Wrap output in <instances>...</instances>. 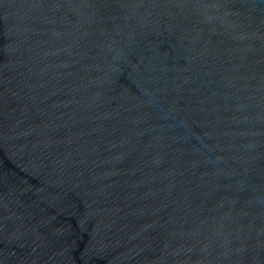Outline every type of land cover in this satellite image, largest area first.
<instances>
[{"label": "water", "instance_id": "water-1", "mask_svg": "<svg viewBox=\"0 0 264 264\" xmlns=\"http://www.w3.org/2000/svg\"><path fill=\"white\" fill-rule=\"evenodd\" d=\"M0 264H264V0H0Z\"/></svg>", "mask_w": 264, "mask_h": 264}]
</instances>
